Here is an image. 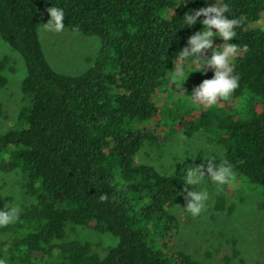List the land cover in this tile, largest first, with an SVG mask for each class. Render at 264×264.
I'll list each match as a JSON object with an SVG mask.
<instances>
[{
	"label": "trees",
	"instance_id": "obj_1",
	"mask_svg": "<svg viewBox=\"0 0 264 264\" xmlns=\"http://www.w3.org/2000/svg\"><path fill=\"white\" fill-rule=\"evenodd\" d=\"M186 2L0 0V35L26 62L22 90L29 100L18 125L0 132V168L21 170L36 200L0 228L10 237L0 241L4 264H214L165 251L171 226H178L169 206L185 181L136 163L146 141L160 140L142 127L162 116L154 98L175 71L177 53L203 28H181L182 19L215 0ZM225 2L230 18L241 21L231 42L242 50L233 98L243 102V116L213 107L180 123L188 136L205 131L222 146L234 176L264 198V26H251L264 16V0ZM53 6L64 10L67 28L102 39L82 74L60 73L46 57L40 28ZM5 69L0 59V88L8 82ZM11 200L0 194V207ZM69 223L110 232L118 244L101 257L90 243L66 239Z\"/></svg>",
	"mask_w": 264,
	"mask_h": 264
},
{
	"label": "rangeland",
	"instance_id": "obj_2",
	"mask_svg": "<svg viewBox=\"0 0 264 264\" xmlns=\"http://www.w3.org/2000/svg\"><path fill=\"white\" fill-rule=\"evenodd\" d=\"M47 22L48 20L42 22L40 38L46 57L53 68L66 75H79L87 71L102 48L101 37L76 32L66 26L60 33L46 31L43 24ZM251 26L263 27L264 16ZM222 43L221 38H216L214 47ZM207 55L211 56V50H208ZM240 55L242 50L238 56ZM0 59L6 63L4 74L8 78L7 85L0 88L2 133L18 125L20 114L28 106L29 100L22 90L23 80L27 75L26 62L1 35ZM197 70L199 69L189 71L188 79L185 77V80L187 79L185 84L178 85L184 94L171 84L170 77L173 72L166 75L161 89L154 98L163 111L162 116L150 123L142 124V127L153 131L160 140L158 142L148 140L144 143L136 155L137 164L150 165L163 174L184 178L185 174L181 170L193 163L192 158H188L184 163L178 161L186 159L189 155H197L195 164L205 163L209 150L205 148L204 152H199L203 146L215 147L225 158V149L211 142L205 131L188 136L180 123L183 115L193 117L206 110L193 105L188 95L204 79L213 78L214 72L209 70L207 75H204ZM243 105L241 99L232 98L219 103L216 107L225 113H232L230 112L232 110L241 113ZM234 177L222 188L210 183L207 185L210 199L206 211L199 217H192L182 208L187 204L183 195L178 194L175 197L169 211L177 218L178 226H171L172 231L167 239L168 246L164 248L169 255L182 251L201 262L264 264V198L253 186L239 177ZM184 188L180 192H183ZM188 190L196 189L189 187ZM0 194L12 198L7 205H17L22 211L36 202L35 198L26 192L25 175L21 170L5 172L0 168ZM6 239L10 237L0 234V241ZM66 239L90 243L93 251L101 257L119 241L118 237L110 232H100L90 226L73 223H69L67 227ZM35 257L41 261L43 254L37 252Z\"/></svg>",
	"mask_w": 264,
	"mask_h": 264
},
{
	"label": "clouds",
	"instance_id": "obj_3",
	"mask_svg": "<svg viewBox=\"0 0 264 264\" xmlns=\"http://www.w3.org/2000/svg\"><path fill=\"white\" fill-rule=\"evenodd\" d=\"M188 2L189 0L186 3ZM186 3L183 4V7ZM48 12L51 19L43 24L44 30L62 32L65 29L64 10L53 6L48 9ZM230 12L229 3L225 0H215V3L210 6L188 11L182 19L183 26L181 28L194 27L198 23L202 24L203 28L201 31L195 32L188 39L187 46L177 53L174 64L175 71L171 74L170 82L176 86L175 88L180 93L184 94L178 85L185 84L189 77L187 76L189 71L199 69L198 72L207 75V72L212 70L213 78L204 79L188 95L193 105L205 109L216 107L219 103L232 99L240 87V77L235 72L234 61L241 49L231 41L236 37L241 21L238 18H230ZM200 17H204V19L201 20ZM216 38H221L223 43L214 47ZM208 50H211L210 57L207 55ZM205 148L209 150L205 163L196 165L197 155H189L186 159L178 161L184 163L188 158H192L193 161L192 164L186 165L181 170L185 174L183 178L185 188L183 192L178 193L183 195L187 201L186 207L182 208L192 217H199L206 211L210 199L207 190L209 183L217 188H222L235 178L232 165L223 157V154L211 145L201 147L199 152H204ZM217 161L219 162L217 163ZM202 185H204L203 188ZM189 187L196 190L189 191ZM21 211L17 205H5L3 209H0V228L15 224L20 218ZM0 264H4V261L0 260Z\"/></svg>",
	"mask_w": 264,
	"mask_h": 264
}]
</instances>
